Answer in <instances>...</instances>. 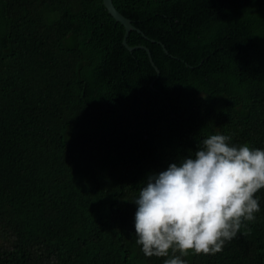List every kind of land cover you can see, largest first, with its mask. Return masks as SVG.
Listing matches in <instances>:
<instances>
[{"label":"trees","instance_id":"trees-1","mask_svg":"<svg viewBox=\"0 0 264 264\" xmlns=\"http://www.w3.org/2000/svg\"><path fill=\"white\" fill-rule=\"evenodd\" d=\"M0 0V264H163L150 176L213 134L264 149V0ZM255 222L187 264H264ZM178 254V253H177Z\"/></svg>","mask_w":264,"mask_h":264},{"label":"clouds","instance_id":"clouds-1","mask_svg":"<svg viewBox=\"0 0 264 264\" xmlns=\"http://www.w3.org/2000/svg\"><path fill=\"white\" fill-rule=\"evenodd\" d=\"M213 134L188 156L152 175L135 199L136 243L163 264H187L189 253L215 255L260 211L264 149ZM178 253V254H177Z\"/></svg>","mask_w":264,"mask_h":264},{"label":"water","instance_id":"water-1","mask_svg":"<svg viewBox=\"0 0 264 264\" xmlns=\"http://www.w3.org/2000/svg\"><path fill=\"white\" fill-rule=\"evenodd\" d=\"M104 2V5L106 6V8L108 9L109 13L118 21L120 22L121 24H123V26L125 27V36H124V39H123V44L130 50V51H133V50H136V49H139V48H142V49H145L148 51L149 55H150V58H151V61L153 63V65L156 67V64L152 58V54H151V51L149 50L148 47H146L145 45H136V46H131L128 44V37L131 33L132 30H138L140 31L139 28H137L133 21L126 17L123 13H121L117 7L115 6L114 4V1L113 0H103ZM158 73H160V70L156 67Z\"/></svg>","mask_w":264,"mask_h":264}]
</instances>
